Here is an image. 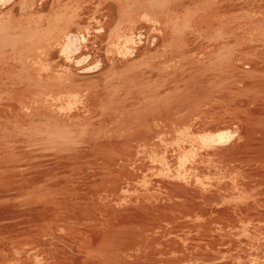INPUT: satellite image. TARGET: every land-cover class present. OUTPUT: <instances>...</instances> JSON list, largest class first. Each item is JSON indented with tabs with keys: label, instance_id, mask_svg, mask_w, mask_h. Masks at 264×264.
Instances as JSON below:
<instances>
[{
	"label": "rangeland",
	"instance_id": "rangeland-1",
	"mask_svg": "<svg viewBox=\"0 0 264 264\" xmlns=\"http://www.w3.org/2000/svg\"><path fill=\"white\" fill-rule=\"evenodd\" d=\"M0 264H264V0H0Z\"/></svg>",
	"mask_w": 264,
	"mask_h": 264
}]
</instances>
